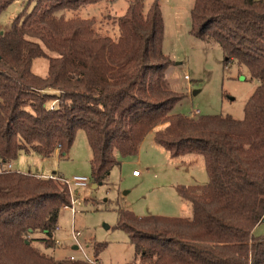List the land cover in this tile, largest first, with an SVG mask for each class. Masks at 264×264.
Wrapping results in <instances>:
<instances>
[{
  "label": "trees",
  "instance_id": "trees-1",
  "mask_svg": "<svg viewBox=\"0 0 264 264\" xmlns=\"http://www.w3.org/2000/svg\"><path fill=\"white\" fill-rule=\"evenodd\" d=\"M12 1L0 0V13ZM30 1L0 30V264H102L106 247L84 244L95 263L78 247L74 258L41 251L36 241L57 245L68 190L55 178L3 165L22 151L65 156L83 129L92 183L100 184L120 164L117 154L135 155L157 127L154 142L171 156H202L208 181L177 186L190 217L119 209L116 227L134 247L124 264H264V235L253 234L264 219V0H194L190 10V33L214 38L224 64L236 59L257 82L241 119L171 113L181 96L163 80L170 60L157 1L144 13L141 0H129L116 40L95 36L94 18L57 14L102 0H33L28 10ZM37 57L48 59L44 77L31 70ZM36 231L43 236L33 237Z\"/></svg>",
  "mask_w": 264,
  "mask_h": 264
},
{
  "label": "rangeland",
  "instance_id": "rangeland-1",
  "mask_svg": "<svg viewBox=\"0 0 264 264\" xmlns=\"http://www.w3.org/2000/svg\"><path fill=\"white\" fill-rule=\"evenodd\" d=\"M28 1L13 0L0 13L1 31L10 27L12 19ZM127 1L129 0H112L103 5L97 2L76 9H63L57 14L65 18L95 17L93 28L96 32L106 30V35L116 40L119 37L117 19L124 14ZM141 1L144 13L157 1L163 18L162 51L170 60L163 72V80L169 90L181 96L171 113L189 117L229 114L241 119L244 104L257 82L250 78L248 68L239 64L236 59L224 64L223 50L215 39L198 38L190 33V10L194 0ZM33 4L34 1L31 0L27 9L30 10ZM47 68L46 57L33 60L31 70L35 74L44 77L47 75ZM52 105H55V101L49 103V106ZM193 110L200 113L190 116ZM157 129L158 127L154 128L145 136L135 155L122 157L117 154L120 164L114 166L106 179L95 187L89 161L91 152L83 129L77 130L75 140L65 156L55 153L43 157L35 152L22 151L10 162L11 169L20 172L45 177L56 174V177L58 175L65 180L76 175L90 179V183L84 187L65 185L68 194L71 190L79 198L80 204L75 206L74 213L68 209H60L54 238L61 245L45 248L36 241L35 244L41 251L51 253L56 258L67 255L73 244L72 233L78 230L79 241L83 245L91 246L96 241L106 243L99 256L102 264H124L133 259L134 247L128 234L116 227L119 209L131 210L136 216L192 215L190 202L181 197L176 188L179 185L205 184L208 181L203 158L198 154L171 156L153 141ZM3 167L7 169L5 165ZM133 170L141 172L140 175L133 176ZM57 180L62 182L61 179ZM253 231L255 236H263L264 220ZM31 235L41 237L43 233L36 231ZM75 255L80 254L75 252Z\"/></svg>",
  "mask_w": 264,
  "mask_h": 264
},
{
  "label": "built area",
  "instance_id": "built-area-1",
  "mask_svg": "<svg viewBox=\"0 0 264 264\" xmlns=\"http://www.w3.org/2000/svg\"><path fill=\"white\" fill-rule=\"evenodd\" d=\"M186 78L187 75H185ZM55 105H52L50 106L51 108L54 107ZM200 112L198 110H193L192 111V114L191 116H196L198 115ZM5 166L7 167L8 170L11 169V163H7L5 164ZM139 171L138 170H133L132 171V174L133 175H138ZM48 177V176H46ZM52 178H55V179H61L62 182L67 186H73V187H84V186H87L89 183H90V179L86 176H80V175H76V176H73L71 179L69 180H65L64 178L62 177H56V175H53V176H50ZM71 195V198H69V203L68 204H65L62 206V208L64 209H68L70 210L72 213H74L76 210H75V206L76 205H79L80 204V200L78 197L74 196L72 193H71V190H70V193ZM79 236H80V232L78 230H74L73 233H72V239H73V244L77 245V249L78 251L80 252L81 254V258L90 262V263H95L94 261V258L92 255L86 253V248L83 244H81V242L79 241ZM56 244L57 245H60V242L58 240H56ZM70 258H74V256H70Z\"/></svg>",
  "mask_w": 264,
  "mask_h": 264
},
{
  "label": "crops",
  "instance_id": "crops-1",
  "mask_svg": "<svg viewBox=\"0 0 264 264\" xmlns=\"http://www.w3.org/2000/svg\"><path fill=\"white\" fill-rule=\"evenodd\" d=\"M108 1H112V0H102V1H99V5H103V3L105 4V3H108ZM97 3V2H96ZM101 3V4H100ZM128 4H129V1H127V4H125V7H124V9H123V11H124V13L126 12V10H127V7H128ZM119 17V16H118ZM83 18V17H82ZM86 18H93V17H86ZM95 18V17H94ZM94 24H95V22H94ZM94 26V25H93ZM94 31H95V36H98V37H103V36H108V35H106V30H104L103 32H102V30H98V32H96V30H95V28H94ZM209 37H211V36H207V37H205V38H207V39H210ZM214 39V38H213ZM115 40V39H114ZM217 42V41H216ZM186 79H188V78H186ZM165 87L167 88V89H169V87L166 85V83H165ZM191 116V115H190ZM154 141V140H153ZM140 147V146H139ZM55 154V153H54ZM201 159V158H200ZM12 168V167H11ZM12 170V169H11ZM140 173L141 172H139V174L138 175H133V176H139L140 175ZM37 175H39V176H42V175H40V174H37ZM194 184V183H193ZM188 185H190V184H188ZM264 220V219H263ZM255 229V227L253 228V230ZM253 234H254V231H253ZM255 235V234H254ZM61 245V244H60ZM74 248H73V244H71V246L69 247V250H70V252L67 254V255H64V256H62V257H65V256H69V255H71V254H73V252H74V250H73ZM62 257H60V258H62Z\"/></svg>",
  "mask_w": 264,
  "mask_h": 264
},
{
  "label": "water",
  "instance_id": "water-1",
  "mask_svg": "<svg viewBox=\"0 0 264 264\" xmlns=\"http://www.w3.org/2000/svg\"><path fill=\"white\" fill-rule=\"evenodd\" d=\"M97 184L93 183V187H95ZM74 249L77 248V246H73Z\"/></svg>",
  "mask_w": 264,
  "mask_h": 264
}]
</instances>
